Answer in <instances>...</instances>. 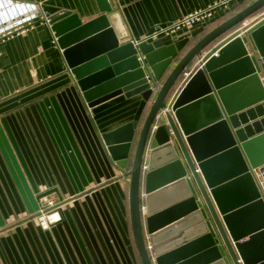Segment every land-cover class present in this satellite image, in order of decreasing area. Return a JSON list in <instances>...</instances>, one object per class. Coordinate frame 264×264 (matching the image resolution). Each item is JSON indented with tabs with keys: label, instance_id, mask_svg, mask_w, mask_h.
Masks as SVG:
<instances>
[{
	"label": "water",
	"instance_id": "water-1",
	"mask_svg": "<svg viewBox=\"0 0 264 264\" xmlns=\"http://www.w3.org/2000/svg\"><path fill=\"white\" fill-rule=\"evenodd\" d=\"M96 2L100 14L86 22L67 8L47 17L89 107L121 94L150 101L152 87H159L140 130L129 121L102 134L130 176L132 229L143 264H264V198L254 175L264 165V18L244 24L264 9V0L217 24L185 52L175 44H135L116 1ZM200 58L149 140L158 111Z\"/></svg>",
	"mask_w": 264,
	"mask_h": 264
},
{
	"label": "crops",
	"instance_id": "crops-1",
	"mask_svg": "<svg viewBox=\"0 0 264 264\" xmlns=\"http://www.w3.org/2000/svg\"><path fill=\"white\" fill-rule=\"evenodd\" d=\"M115 1L131 39L185 52L255 0H230L216 9L215 23L156 37L159 28L219 0ZM35 2L42 13L73 9L83 22L100 14L96 0ZM263 18L264 9L248 27ZM55 37L39 20L0 40V264H143L132 229L130 176L102 134L129 121L140 130L153 99L121 94L89 107ZM51 189L61 219L45 228L36 214L40 195Z\"/></svg>",
	"mask_w": 264,
	"mask_h": 264
},
{
	"label": "built area",
	"instance_id": "built-area-1",
	"mask_svg": "<svg viewBox=\"0 0 264 264\" xmlns=\"http://www.w3.org/2000/svg\"><path fill=\"white\" fill-rule=\"evenodd\" d=\"M230 0H219L213 4L208 5L205 8L198 9L192 13H188L173 22L172 24L159 28L152 37H156L158 34L173 35L177 34L183 30L189 29L196 25L197 23L205 22L210 20L217 8L226 6ZM24 14V15H23ZM46 21L49 24V19L47 13H42L41 5L36 2H27L24 0H0V40L5 39L14 34L26 31L28 28H31L36 21ZM247 21V20H246ZM244 22L245 26L248 27L247 22ZM243 28V27H241ZM151 38V37H150ZM148 40V39H144ZM57 41V37H55ZM135 44H138L140 41H134ZM200 60L195 61V63L187 68L182 75L183 81L182 85L184 86L190 77L196 72V70L201 66ZM183 88V87H181ZM153 90V99L159 87H152ZM177 94H173L167 101L165 107L161 108L153 121L150 128L149 140L152 139L155 131L163 123V118L166 116V113L171 111L174 101ZM149 147L145 151L144 160L142 162V174L145 175L148 170V156H149ZM117 165V164H116ZM254 175L257 181V184L261 190L262 196L264 198V165L254 169ZM189 179L192 183L194 192L197 196V202L204 205V200L202 194L200 193L196 182L191 176ZM145 192H141V215L143 219H146V205L144 202ZM60 204L58 200L52 196H44L41 199V204L38 213L36 214L37 219L41 224L47 228L51 224L58 222L61 219L59 213ZM148 249L151 250V245L147 244Z\"/></svg>",
	"mask_w": 264,
	"mask_h": 264
},
{
	"label": "rangeland",
	"instance_id": "rangeland-1",
	"mask_svg": "<svg viewBox=\"0 0 264 264\" xmlns=\"http://www.w3.org/2000/svg\"><path fill=\"white\" fill-rule=\"evenodd\" d=\"M179 87H177V89H178Z\"/></svg>",
	"mask_w": 264,
	"mask_h": 264
},
{
	"label": "trees",
	"instance_id": "trees-1",
	"mask_svg": "<svg viewBox=\"0 0 264 264\" xmlns=\"http://www.w3.org/2000/svg\"><path fill=\"white\" fill-rule=\"evenodd\" d=\"M263 10V9H262Z\"/></svg>",
	"mask_w": 264,
	"mask_h": 264
}]
</instances>
